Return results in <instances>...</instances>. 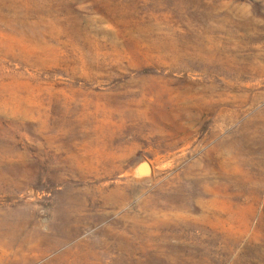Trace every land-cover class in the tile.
Segmentation results:
<instances>
[{
	"label": "rangeland",
	"instance_id": "374dc122",
	"mask_svg": "<svg viewBox=\"0 0 264 264\" xmlns=\"http://www.w3.org/2000/svg\"><path fill=\"white\" fill-rule=\"evenodd\" d=\"M0 264H264V0H0Z\"/></svg>",
	"mask_w": 264,
	"mask_h": 264
},
{
	"label": "water",
	"instance_id": "95a60500",
	"mask_svg": "<svg viewBox=\"0 0 264 264\" xmlns=\"http://www.w3.org/2000/svg\"><path fill=\"white\" fill-rule=\"evenodd\" d=\"M151 175V168L146 162H140L134 168V177L140 179L143 177H149Z\"/></svg>",
	"mask_w": 264,
	"mask_h": 264
}]
</instances>
